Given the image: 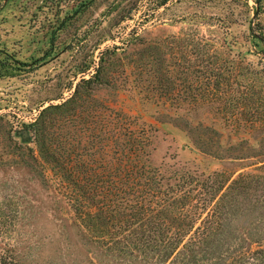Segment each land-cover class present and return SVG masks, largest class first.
Here are the masks:
<instances>
[{
	"label": "rangeland",
	"instance_id": "374dc122",
	"mask_svg": "<svg viewBox=\"0 0 264 264\" xmlns=\"http://www.w3.org/2000/svg\"><path fill=\"white\" fill-rule=\"evenodd\" d=\"M163 1L0 0V264H155L148 246L122 252L72 224L71 205L107 189L110 121L141 140L150 135L145 164L165 173L221 169L196 148L201 132L190 122L215 127L233 146L264 132V51L251 37L264 33V0H248L250 9ZM103 53L101 82L70 105L77 112L47 113L42 137L22 140L44 107L96 72ZM67 157L83 163V175L63 183L55 171Z\"/></svg>",
	"mask_w": 264,
	"mask_h": 264
},
{
	"label": "trees",
	"instance_id": "16d2710c",
	"mask_svg": "<svg viewBox=\"0 0 264 264\" xmlns=\"http://www.w3.org/2000/svg\"><path fill=\"white\" fill-rule=\"evenodd\" d=\"M235 1L250 9L248 0ZM254 1L260 4L262 0ZM251 37L264 51V33H252ZM103 64L104 53L101 66L90 78L80 80L68 99L44 107L40 116L26 125L31 136L35 133L37 140L42 137V128L51 122L47 113L69 107L64 113L69 118L77 112L76 106L70 112V105L85 99L89 94L85 89L101 82ZM90 67L91 61L79 72ZM165 90L163 95L172 94L169 88ZM249 122L251 129L257 128L256 123ZM189 124L201 132L194 137L196 148L218 159L221 169L207 172L175 167L165 173L147 166L150 135H143L147 140H141L128 127L119 128L110 121L109 181L103 186L107 189L94 187L77 205H71L73 226L90 234L95 243H113L122 252L144 251L148 246L154 251L155 264H264V132L243 137L233 146L232 141L224 144L217 137L220 132L215 127ZM215 145L223 148V153L213 152ZM59 166L55 173L63 183L68 175H83V163L72 165L68 157ZM249 166L253 167L246 169Z\"/></svg>",
	"mask_w": 264,
	"mask_h": 264
},
{
	"label": "water",
	"instance_id": "95a60500",
	"mask_svg": "<svg viewBox=\"0 0 264 264\" xmlns=\"http://www.w3.org/2000/svg\"><path fill=\"white\" fill-rule=\"evenodd\" d=\"M22 132V140H26V137H31V131L29 129H24Z\"/></svg>",
	"mask_w": 264,
	"mask_h": 264
}]
</instances>
